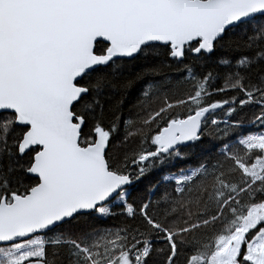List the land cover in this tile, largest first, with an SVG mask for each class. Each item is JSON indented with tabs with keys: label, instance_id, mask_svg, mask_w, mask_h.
Listing matches in <instances>:
<instances>
[{
	"label": "snow or ice",
	"instance_id": "6c2138e0",
	"mask_svg": "<svg viewBox=\"0 0 264 264\" xmlns=\"http://www.w3.org/2000/svg\"><path fill=\"white\" fill-rule=\"evenodd\" d=\"M0 264H264V0H0Z\"/></svg>",
	"mask_w": 264,
	"mask_h": 264
},
{
	"label": "trees",
	"instance_id": "16d2710c",
	"mask_svg": "<svg viewBox=\"0 0 264 264\" xmlns=\"http://www.w3.org/2000/svg\"><path fill=\"white\" fill-rule=\"evenodd\" d=\"M221 97H219V96H216V97H213V99H220ZM249 115H250V113H249Z\"/></svg>",
	"mask_w": 264,
	"mask_h": 264
}]
</instances>
